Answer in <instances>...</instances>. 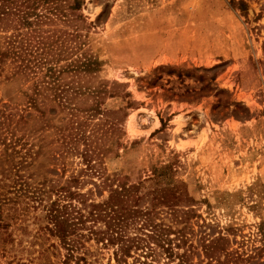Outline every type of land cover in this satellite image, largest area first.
Returning a JSON list of instances; mask_svg holds the SVG:
<instances>
[{"label":"rangeland","instance_id":"1","mask_svg":"<svg viewBox=\"0 0 264 264\" xmlns=\"http://www.w3.org/2000/svg\"><path fill=\"white\" fill-rule=\"evenodd\" d=\"M245 1L242 14L230 0H0L10 13L8 20L0 19V45L17 30L35 29L44 37L76 30L84 50L100 64L86 85L104 86L102 108L126 112L121 128L107 131L106 145L113 150L100 166L104 175L119 184L169 175L172 183H181L185 204L216 225L212 232L234 227L237 235L248 236L264 219V0ZM55 7L66 15L61 20ZM14 8L34 11L40 20L30 15V25L15 27L9 22L16 19ZM30 85L11 77L5 63L0 103L25 106ZM82 102L85 107L93 101ZM58 112L42 133L46 142L59 144L65 113ZM131 115L134 131L127 126ZM104 120L97 115L92 124L106 129ZM55 147L44 146L50 153L37 163L50 162ZM64 163L65 174L83 166L75 155ZM57 167H63L61 161ZM35 226L13 234L14 242L0 251V264H75L63 263L58 240L35 234ZM1 240L0 235V245ZM91 249L90 264L108 263V252ZM175 263L204 264L197 254Z\"/></svg>","mask_w":264,"mask_h":264},{"label":"trees","instance_id":"2","mask_svg":"<svg viewBox=\"0 0 264 264\" xmlns=\"http://www.w3.org/2000/svg\"><path fill=\"white\" fill-rule=\"evenodd\" d=\"M230 5L247 13L245 0H230ZM79 7L77 3L74 9ZM56 9L59 20L66 16ZM14 10L16 19L9 22L15 27L30 25V15L40 20L29 9ZM9 15V9L0 7V19ZM39 32L17 30L4 35L0 45V70L8 63L11 77L31 84L25 106L0 103V251L14 242V233L27 234L36 225L35 234L58 240L63 263H92L88 257L94 246L95 252H108L107 264H177L192 254L204 264H264V219L248 236L237 235L234 227L212 232L216 225L185 204L181 183H172L169 175H148L128 184L104 175L100 166L113 150V144L106 145L107 131L121 128L126 112L102 108L104 86L86 85L100 64L84 50L76 30L59 29L45 37ZM88 97L93 102L82 107ZM58 111L65 113L59 144L46 142L42 133ZM97 115H105L106 129L92 124ZM36 119L38 128L31 125ZM53 143L55 151L43 167L37 160L50 153L43 148ZM68 155L77 156L83 166L65 174Z\"/></svg>","mask_w":264,"mask_h":264},{"label":"bare ground","instance_id":"3","mask_svg":"<svg viewBox=\"0 0 264 264\" xmlns=\"http://www.w3.org/2000/svg\"><path fill=\"white\" fill-rule=\"evenodd\" d=\"M127 126H128V129L130 131H134V128H135V126H134V115H131L129 117L128 122H127Z\"/></svg>","mask_w":264,"mask_h":264}]
</instances>
